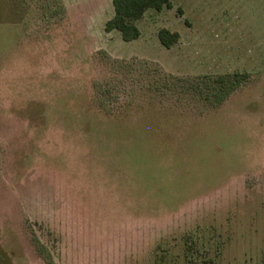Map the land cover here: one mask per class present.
I'll use <instances>...</instances> for the list:
<instances>
[{"label":"rangeland","instance_id":"rangeland-1","mask_svg":"<svg viewBox=\"0 0 264 264\" xmlns=\"http://www.w3.org/2000/svg\"><path fill=\"white\" fill-rule=\"evenodd\" d=\"M112 15L0 0V264H264V0Z\"/></svg>","mask_w":264,"mask_h":264},{"label":"trees","instance_id":"trees-1","mask_svg":"<svg viewBox=\"0 0 264 264\" xmlns=\"http://www.w3.org/2000/svg\"><path fill=\"white\" fill-rule=\"evenodd\" d=\"M112 5L113 15L106 21L105 30L116 29L123 41H132L140 35L135 21L140 19L149 8L161 10L163 7H170L171 0H112ZM177 38L176 32H171L166 28L158 31V39L165 47H170L177 41ZM234 79V82L239 81L237 78Z\"/></svg>","mask_w":264,"mask_h":264}]
</instances>
